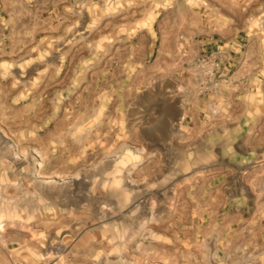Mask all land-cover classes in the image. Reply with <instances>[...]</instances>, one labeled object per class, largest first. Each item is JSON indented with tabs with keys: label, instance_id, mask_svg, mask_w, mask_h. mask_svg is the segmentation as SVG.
<instances>
[{
	"label": "rangeland",
	"instance_id": "374dc122",
	"mask_svg": "<svg viewBox=\"0 0 264 264\" xmlns=\"http://www.w3.org/2000/svg\"><path fill=\"white\" fill-rule=\"evenodd\" d=\"M0 264H264V0H0Z\"/></svg>",
	"mask_w": 264,
	"mask_h": 264
}]
</instances>
